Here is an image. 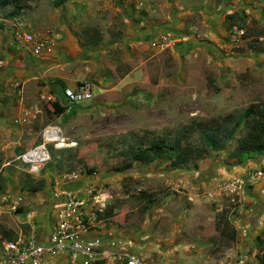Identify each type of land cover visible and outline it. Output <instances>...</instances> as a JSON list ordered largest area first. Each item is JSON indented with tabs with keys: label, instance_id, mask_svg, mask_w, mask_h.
I'll list each match as a JSON object with an SVG mask.
<instances>
[{
	"label": "rangeland",
	"instance_id": "obj_1",
	"mask_svg": "<svg viewBox=\"0 0 264 264\" xmlns=\"http://www.w3.org/2000/svg\"><path fill=\"white\" fill-rule=\"evenodd\" d=\"M55 1L0 5V242L30 233L35 207L54 186L90 175L109 194L97 217L105 227H123L126 236L156 232L160 243L205 242L203 258L225 257L220 210L232 219L240 203L264 204V177H252L264 169V151L244 160L231 155L249 119L223 138L248 103L264 102V0ZM14 17L49 36V55L10 42L6 22ZM82 82L91 84V98L61 99V84ZM45 125L75 143L47 144L49 159L31 175L16 157L40 142ZM205 130L222 148L185 164L171 165L172 151L150 163L127 155L153 138L200 147ZM75 169L76 180L65 177ZM235 179L242 184L230 203L224 188Z\"/></svg>",
	"mask_w": 264,
	"mask_h": 264
},
{
	"label": "built area",
	"instance_id": "obj_2",
	"mask_svg": "<svg viewBox=\"0 0 264 264\" xmlns=\"http://www.w3.org/2000/svg\"><path fill=\"white\" fill-rule=\"evenodd\" d=\"M6 25L11 43L25 46L36 56L51 53L53 41L49 36L34 33L24 20L14 17ZM91 96L92 87L89 82L61 89V97L67 103H78ZM74 143L65 141L59 127L45 125L41 130L40 142L25 149L16 158L27 166L29 174L34 175L49 159L47 144L54 149H60L73 146ZM80 171L72 170L65 177L76 180L81 175ZM254 176L264 177V169L255 170L252 173V177ZM241 184L242 179H235L225 185L224 192L230 203L237 200L236 193ZM50 195L54 219L47 241H37L32 232L27 235L17 233L7 236L0 242V264H58L57 258L62 255L66 264H148L138 255L126 250H94L99 245V239L90 234V229L95 222H101L97 221V217L102 215L109 203V194L103 183H88L83 191L57 185L51 189Z\"/></svg>",
	"mask_w": 264,
	"mask_h": 264
},
{
	"label": "crops",
	"instance_id": "obj_3",
	"mask_svg": "<svg viewBox=\"0 0 264 264\" xmlns=\"http://www.w3.org/2000/svg\"><path fill=\"white\" fill-rule=\"evenodd\" d=\"M88 183L97 182H92V176L88 175L81 176L77 181L70 184H62V186L67 189L83 191ZM249 201H253V198ZM253 203L251 208L240 203L235 212V217L227 218L230 226L226 230L232 228L234 238L228 240L223 248L225 257L221 256L219 252V254L216 253L218 254L217 258L208 256L203 258L205 242L186 241L184 243L185 240H169L168 243H160L157 241L156 232L147 234L131 229L128 230L126 236L121 234L123 227H105L100 222H95L92 225L90 234L99 239V245L94 249L96 252L102 248L115 252L126 250L138 255L148 264H258L259 258L264 257V250L261 249L263 241L261 243L258 241V237L264 239L260 236V233H264V204L262 203L263 206L258 208L257 202L254 201ZM258 203L260 204V202ZM35 208L36 210L33 212H36V224L30 233L32 232L37 241L45 242L48 239L54 219L50 193H47L46 197L40 201V205ZM57 261L58 264H66L63 255L59 256Z\"/></svg>",
	"mask_w": 264,
	"mask_h": 264
},
{
	"label": "trees",
	"instance_id": "obj_4",
	"mask_svg": "<svg viewBox=\"0 0 264 264\" xmlns=\"http://www.w3.org/2000/svg\"><path fill=\"white\" fill-rule=\"evenodd\" d=\"M54 3L56 6L60 3V0H56ZM5 4V0H0V5ZM61 85L65 87L63 84ZM57 101L51 102V105L56 113H61L64 108L59 105ZM228 118L230 119L229 115L226 116V119ZM245 118L249 119V123L243 136L237 139L233 150L234 152L231 154L232 156L239 157V159L242 160L250 159L255 153L264 151V102L253 101L248 103L241 110V112L235 116L231 126L228 128V130H226L225 133H223V138H231L240 121ZM202 141L203 146L198 147L194 146L190 140H181L179 137L173 138L170 143H167L163 138H153L146 141L148 142L146 145H141L143 142H140L139 145L129 147L126 149V151L130 160L141 163H150L164 151H172L174 154L172 155V161L170 164L173 166H178L180 164L188 163L189 161L198 157H202V155L205 153V149L207 148H211L215 151H218L222 148L221 144H217L215 142V137L208 130L203 131ZM176 150L178 151V154ZM85 171L88 175L94 170L91 168H86ZM25 177H29V174H25ZM227 214L228 212L226 208L221 209L216 216L215 224L218 228V235L220 237L227 240H232L234 238L232 228H229L228 231L226 230L230 226V223L227 219ZM258 241L260 243L263 241L261 244V249L264 250V239H260V237H258ZM258 264H264V257L259 258Z\"/></svg>",
	"mask_w": 264,
	"mask_h": 264
}]
</instances>
